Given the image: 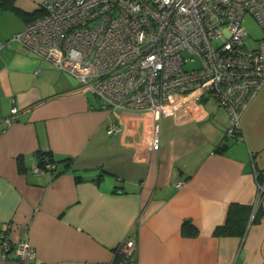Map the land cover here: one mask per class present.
<instances>
[{
  "label": "crops",
  "instance_id": "0c3cea01",
  "mask_svg": "<svg viewBox=\"0 0 264 264\" xmlns=\"http://www.w3.org/2000/svg\"><path fill=\"white\" fill-rule=\"evenodd\" d=\"M41 2L0 0V228L34 248L26 264H122L127 236L135 264H264V85L226 138L227 112L210 97L158 120L101 107L10 39ZM110 123L121 131L107 132ZM43 153L58 172L33 170ZM233 204L249 207L244 231L216 232ZM0 264L23 263L0 249Z\"/></svg>",
  "mask_w": 264,
  "mask_h": 264
},
{
  "label": "built area",
  "instance_id": "2783aa9c",
  "mask_svg": "<svg viewBox=\"0 0 264 264\" xmlns=\"http://www.w3.org/2000/svg\"><path fill=\"white\" fill-rule=\"evenodd\" d=\"M40 9L10 39L74 76L101 107L148 109L158 120L189 99L210 97L226 110L225 137H233L264 85V37L247 45L242 24L249 13L264 28V0H42ZM17 113L14 106L6 121ZM119 131L116 123L107 127ZM157 131L155 124L153 149ZM33 170L58 172V164L37 162ZM134 248L130 236L119 243L122 264H135ZM0 249L23 264L35 255L27 241L12 244L5 228Z\"/></svg>",
  "mask_w": 264,
  "mask_h": 264
},
{
  "label": "trees",
  "instance_id": "16d2710c",
  "mask_svg": "<svg viewBox=\"0 0 264 264\" xmlns=\"http://www.w3.org/2000/svg\"><path fill=\"white\" fill-rule=\"evenodd\" d=\"M7 0H1V3H5ZM226 138V137H225ZM46 161H56L50 153H43L38 155V164L42 165ZM260 177L259 174H257ZM264 181V179H261ZM260 185H264V182H259ZM249 212L248 206H241L233 204L229 207L227 213V220L223 226L218 227L215 231L225 234H241L245 229V217L243 212Z\"/></svg>",
  "mask_w": 264,
  "mask_h": 264
},
{
  "label": "rangeland",
  "instance_id": "374dc122",
  "mask_svg": "<svg viewBox=\"0 0 264 264\" xmlns=\"http://www.w3.org/2000/svg\"><path fill=\"white\" fill-rule=\"evenodd\" d=\"M242 24L245 27L248 36L246 39V43L249 46H253L257 44V40L264 37V28L260 27L255 18L249 14L245 13L243 15ZM189 64H186L185 67H188Z\"/></svg>",
  "mask_w": 264,
  "mask_h": 264
}]
</instances>
